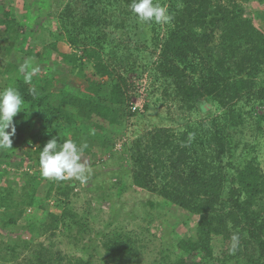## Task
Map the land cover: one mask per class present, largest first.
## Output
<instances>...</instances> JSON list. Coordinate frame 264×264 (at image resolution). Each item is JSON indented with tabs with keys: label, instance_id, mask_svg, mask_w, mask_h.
Wrapping results in <instances>:
<instances>
[{
	"label": "trees",
	"instance_id": "1",
	"mask_svg": "<svg viewBox=\"0 0 264 264\" xmlns=\"http://www.w3.org/2000/svg\"><path fill=\"white\" fill-rule=\"evenodd\" d=\"M107 1L127 4L154 33L161 47L158 79L171 80L183 103L190 109L197 103H213L222 110L208 129L212 142L219 147L216 155L196 137L187 133L179 137L168 128H155L144 139L123 147V153L129 155L132 186L198 218L192 233L173 241L172 250H167L195 261L189 263L179 256L172 259L162 253L150 264H264V169L255 155L260 134L264 136V118L253 121L257 118L256 106L264 108V31L248 12V5L256 2L264 7V0ZM65 11L52 42L54 50L59 52V41L75 50L61 57L84 77L89 92L94 86L101 91V82L111 77L116 83L111 85L109 98L104 94L95 98L87 91L55 96L49 90L52 79L40 82L41 78L26 72L20 79L15 74L17 66L8 65L13 77L7 88L9 94L0 95V131L8 139L17 140L22 163L52 168L53 179L42 196L39 185L46 172L41 179L37 173L27 176L23 190L18 192V180L11 183L0 171V181L4 178L11 184L0 187V231L17 225L30 208L49 222L21 226L29 238L0 248V263L143 264L148 245L138 232L110 227L95 231L96 218L90 207L84 211L74 208L72 183L66 184L65 179L73 165L63 160L71 162L72 154L86 151L84 143L92 145L90 151L114 149L110 131L134 115L129 77L140 70L135 61L105 51L107 37L93 28L92 20L87 19V6L80 0H70ZM0 23L17 36L24 29L11 18ZM11 54L9 47L0 44V65L7 63ZM30 55L43 59L39 53ZM90 65L92 73L88 71ZM15 100L29 105V109L20 112ZM15 120L19 124L15 125ZM22 120L24 126H19ZM104 122L109 129L102 125ZM246 129L257 133L253 142L245 143L248 154L239 146ZM3 140L0 138L5 149ZM226 155L231 162L224 167L222 159ZM6 161L9 158H3L0 152V164ZM58 232L67 240L65 250L52 241L46 244L37 240L48 233L55 237ZM95 239L98 246L91 247ZM216 239L222 241L219 254L214 246Z\"/></svg>",
	"mask_w": 264,
	"mask_h": 264
},
{
	"label": "rangeland",
	"instance_id": "2",
	"mask_svg": "<svg viewBox=\"0 0 264 264\" xmlns=\"http://www.w3.org/2000/svg\"><path fill=\"white\" fill-rule=\"evenodd\" d=\"M69 1L0 0V22L5 18H11L24 26L22 34L17 36L11 33L5 24L0 23V35L5 36L4 39L0 38V44L12 50L7 63L0 65V95L9 94L7 88L13 71L8 69V65L14 64L17 66L15 74L20 79L25 72L34 78L38 76L41 78L40 82L43 79H52L49 90L55 96H60L63 92L75 95L77 92L87 91L95 98L103 94L109 98L111 85L116 83L112 77L101 82V91L94 86L89 92L84 77L61 57L62 53L70 54L75 50L64 41L57 44L59 52L52 46L55 34L60 30L61 22L66 17L65 9ZM80 3L87 6V19L92 20L93 28L96 27L107 37L105 51L115 53L119 59L135 61L140 72L130 73L129 77L134 92L131 102L133 117L111 128L110 137L114 139V149L111 152H107L106 148L90 151L92 145L84 143L86 151L81 150L78 154H72L71 162L67 158L63 159L73 165L72 170L66 172L65 179L66 184L72 183L74 208L77 211H84L90 207L92 216L96 218L95 231L110 227L112 230L138 232L140 238L148 245L144 252L143 264H150L154 257H160L162 253L170 255L172 259L179 256L192 263L195 260L190 256L180 254L178 251L170 253L167 250H172L173 241L192 233L198 218L164 202L148 191L132 186L128 177L131 170L129 155L123 153V147H127L138 138L144 139L147 133L155 128H168L179 137L184 133L196 137L210 153L216 155L219 147L212 142L208 129H212L213 120L222 110L213 103L208 105L197 103L190 109L177 97L171 80L158 79L160 75L156 72V67L161 52L160 44L156 43L151 29L136 17L135 12L127 4L123 2L110 4L107 0H80ZM263 9L264 7L256 2L248 5V12L254 17L256 26L264 31ZM28 38H32L31 44L28 43ZM32 53L42 54L43 59L33 58L30 55ZM143 67L148 69L143 71ZM88 71L93 72L91 65ZM15 106L20 112H24V108L29 109V105L17 100ZM204 107L209 110L204 111ZM254 115L257 116L253 120L255 123L258 119L261 121L264 118V108L256 106ZM94 120L98 121L96 118ZM21 122L19 126H24V121ZM14 124L19 123L15 120ZM261 124L264 127V120ZM102 125L106 129L110 128L107 122ZM255 134L257 133L250 129L244 131L242 143L239 145L241 151L246 154L250 152L245 143L253 142ZM260 136L262 137L258 140L255 155L264 169V136L262 133ZM0 138H4L3 141L7 143V148L3 149L5 144L0 141V150H3L0 152H3V158L10 160L0 164V171L5 172L11 183L18 180L19 184L15 185L18 192L23 190L27 176L37 173L41 179L46 172L44 181L39 185L40 194L43 196L52 183V168L42 169L37 165L22 163V150L16 147L17 140L14 142L8 139L3 131H0ZM69 138H73V135L70 134ZM13 153L10 158V154ZM230 162L231 159L227 155L222 159L224 167ZM7 185L11 184L3 178L0 187L5 188ZM29 223L49 224L45 215L32 208L27 209L17 225L7 228L4 232L0 231V248L27 240L29 237L21 226ZM57 234L52 237L48 233L49 236L45 235L37 240L46 244L52 241L57 247L65 250L67 240L60 232ZM90 246H98V240L95 239ZM214 246L219 254L223 247L221 239H216ZM19 249L23 250V245H19ZM100 253L102 254L101 249Z\"/></svg>",
	"mask_w": 264,
	"mask_h": 264
}]
</instances>
